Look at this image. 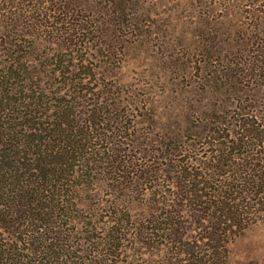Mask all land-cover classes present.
Returning a JSON list of instances; mask_svg holds the SVG:
<instances>
[{
  "label": "rangeland",
  "instance_id": "obj_1",
  "mask_svg": "<svg viewBox=\"0 0 264 264\" xmlns=\"http://www.w3.org/2000/svg\"><path fill=\"white\" fill-rule=\"evenodd\" d=\"M254 125L264 0H0V264H264Z\"/></svg>",
  "mask_w": 264,
  "mask_h": 264
},
{
  "label": "trees",
  "instance_id": "obj_2",
  "mask_svg": "<svg viewBox=\"0 0 264 264\" xmlns=\"http://www.w3.org/2000/svg\"><path fill=\"white\" fill-rule=\"evenodd\" d=\"M73 24H77V23H73ZM70 40H72V39H70ZM239 120H241L240 121V123H239V126L242 128H245L244 126H245V124L246 123H244V120L243 119H239ZM238 121V120H237ZM248 124V123H247ZM251 125H253V124H251ZM258 125V124H257ZM255 127L253 128V126H251L248 130H249V134H247V133H241V135H242V138H244V137H246V136H248V137H251V136H253L252 138L253 139H261V138H263L264 136H263V133H264V131H258L259 130V127L258 126H256V125H254ZM221 127V126H220ZM219 126H217L216 127V132H218V131H220V130H228V129H226L225 127H221L220 128ZM252 128V129H251ZM243 130V129H242ZM227 135V134H226ZM247 138V137H246ZM231 139V138H230ZM242 140V139H241ZM231 141V140H230ZM262 141V140H261ZM232 142V141H231ZM259 142H260V140H259ZM245 179L244 180H246L248 177H244ZM249 179V178H248ZM255 180L256 181H254L253 180V184H257V183H254V182H261V181H263L264 180V177L263 176H261L260 174L257 176V178H255ZM247 181V180H246ZM245 181V182H246ZM239 183H240V185H241V190H243L244 188H245V184H244V182L243 183H241V180H239L238 181ZM201 183V182H200ZM247 183H248V181H247ZM231 184H233L232 182H230V183H226V186H229V185H231ZM249 184V183H248ZM252 184V185H253ZM237 186H234V185H232L230 188L231 189H229V190H231V191H233V192H235L236 190H235V188H236ZM202 196H204V195H202V194H197V193H194V195H192V197H194L195 198V200H199V201H201L200 199L202 198ZM22 198V197H21ZM226 200H228V199H226ZM202 202V201H201ZM231 202V199L230 200H228V203L226 202V203H224L223 202V205L221 204V207H220V209H218V211H221L222 212V210L224 211L225 209H226V212L228 213V214H226L227 216H225L224 217V220H223V222H229V224L230 225H234L235 224V222H234V220H235V218H236V216L238 215V212H237V209H235L234 208V206L235 205H233L232 203H230ZM215 212H217V210L216 211H214V213ZM213 213V214H214ZM212 214V215H213ZM217 220V219H216ZM221 220L219 219V222H220ZM219 227L217 226V225H214L213 226V228H212V234H213V237L214 238H217L218 237V232H219ZM211 238H212V236H211ZM213 240H215V239H213ZM212 258H213V253H211L210 254V256H209V258H208V263L207 264H213L212 263Z\"/></svg>",
  "mask_w": 264,
  "mask_h": 264
}]
</instances>
